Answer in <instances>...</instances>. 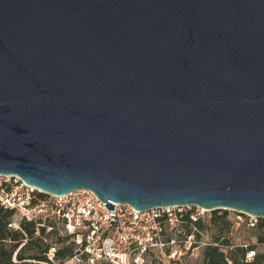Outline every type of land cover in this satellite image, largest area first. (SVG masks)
Masks as SVG:
<instances>
[{
    "label": "water",
    "instance_id": "water-1",
    "mask_svg": "<svg viewBox=\"0 0 264 264\" xmlns=\"http://www.w3.org/2000/svg\"><path fill=\"white\" fill-rule=\"evenodd\" d=\"M0 174L264 218V0H0Z\"/></svg>",
    "mask_w": 264,
    "mask_h": 264
},
{
    "label": "built area",
    "instance_id": "built-area-1",
    "mask_svg": "<svg viewBox=\"0 0 264 264\" xmlns=\"http://www.w3.org/2000/svg\"><path fill=\"white\" fill-rule=\"evenodd\" d=\"M112 203L114 209L108 210L89 189L57 195L26 183L18 175L0 174V205L13 213L9 226L20 229V220H24L33 222L37 229L45 226L50 230L55 224L74 241L72 258L82 254L85 264H148L147 256L155 250L174 259L178 250H165L175 242L171 235L180 233L186 221H196L205 210L166 205L139 211L127 203ZM244 215L254 226L256 217ZM188 248L185 245V250ZM54 249L51 246L48 250L50 260ZM179 250L181 254L183 249ZM253 254L254 250L248 251L246 259Z\"/></svg>",
    "mask_w": 264,
    "mask_h": 264
},
{
    "label": "rangeland",
    "instance_id": "rangeland-1",
    "mask_svg": "<svg viewBox=\"0 0 264 264\" xmlns=\"http://www.w3.org/2000/svg\"><path fill=\"white\" fill-rule=\"evenodd\" d=\"M190 207L191 208L186 209H194V206ZM224 211L227 213L229 225L217 217ZM262 220L264 221V218L256 217L255 225L251 226L247 223L246 216L242 215L240 219H238L236 212L231 209H205L200 218H198L194 223L186 221L180 233L171 235L175 239V242L169 244L165 250L176 248L178 250V254L174 259H168L163 256V253L155 250L152 255L147 256V263L201 264L205 246L208 243L214 242L215 238H217L216 240H218V242L224 241L223 238H226L233 246L255 245V251H262L264 249V243L258 242V234L264 230V228L259 226V223ZM55 227L50 230H47L45 227L43 231L41 228H36L32 239L37 240L39 246L37 247L33 243H30L26 253L41 254L40 250L45 247V244L55 246L57 250L63 249L66 245H71V239L65 237L63 232H61L56 225ZM186 241H189L190 244H187ZM185 245H189L187 250H185ZM179 249H183L181 250V254ZM72 255L67 254L65 251L63 255L54 258L53 262L47 263L45 261H41L39 264H85V259L82 254L77 255V258H72ZM13 260H16L15 254H13ZM35 262L38 261L34 260L33 263L36 264Z\"/></svg>",
    "mask_w": 264,
    "mask_h": 264
},
{
    "label": "trees",
    "instance_id": "trees-1",
    "mask_svg": "<svg viewBox=\"0 0 264 264\" xmlns=\"http://www.w3.org/2000/svg\"><path fill=\"white\" fill-rule=\"evenodd\" d=\"M236 214L245 216L237 212ZM12 217V211L0 205V264H34V260L38 261L35 262L36 264L41 263V261L49 263L53 262L54 258L63 255L65 251L67 254L74 255L75 243L71 237L65 233L63 234L65 237L71 239L72 244L66 245L63 249L58 250L54 246L55 249L52 260H50L47 255L49 248L52 246L48 244H45V247L41 248V254H27L26 250L29 248L30 243H33L37 247L39 246L38 241L32 239L36 226L33 222L20 220V229H15L9 226ZM217 217L229 225L226 211ZM194 222L195 221H190V223ZM51 226L53 228L55 224H51ZM259 226L264 228L263 220L260 221ZM38 228H41L43 231L45 226H40ZM57 228L61 231L60 227L57 226ZM216 239L217 238H215L214 242L208 243L205 246L201 264H264V249L262 251H255V245L233 246L226 238H223L224 241L221 242H218ZM258 242L264 243V230L258 234ZM250 250H254L253 257L246 259V254ZM13 254H15L16 260H13Z\"/></svg>",
    "mask_w": 264,
    "mask_h": 264
}]
</instances>
